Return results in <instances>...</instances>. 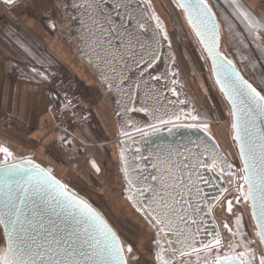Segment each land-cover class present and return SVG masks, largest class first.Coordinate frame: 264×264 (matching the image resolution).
<instances>
[{"label":"snow or ice","instance_id":"1","mask_svg":"<svg viewBox=\"0 0 264 264\" xmlns=\"http://www.w3.org/2000/svg\"><path fill=\"white\" fill-rule=\"evenodd\" d=\"M5 3L11 5L15 0H5ZM102 3L103 0H87L88 8L93 10L88 31L101 49L105 36L111 37L117 31L110 17L100 15ZM180 7L185 9L189 23L212 57L217 83L231 105V128L239 146L240 171L243 173L237 177L243 182L239 184L238 192L245 201H251L252 215L257 220V243L264 245V94L244 80L232 61L216 50L219 25L206 0H182ZM241 15L251 29L264 30V22L253 21L243 11ZM153 18L161 27L159 18L155 15ZM139 27L144 25L139 24ZM107 42L111 43L110 40ZM191 119L196 120L197 117L192 116ZM160 123L169 121L160 120ZM188 127L208 130L207 124H190ZM0 154V225L4 226L6 239V248L0 250V264H140L138 249L132 243L122 242L100 214L57 180L50 169L31 160L27 161L30 166L27 168L23 161L10 163L14 155L3 145H0ZM156 159L152 165L156 174L142 177V187L135 190L143 198L144 207L139 210L156 230L153 241L157 248L155 264H173L177 255L190 256L198 254L201 249L211 254L213 248L218 249L222 244L219 233H215L209 243H201L197 247L191 231L181 228V224L187 225V220L191 219L187 208L192 204L185 200V196L191 197L194 187L197 193L200 191L193 179L198 169H219L223 173L234 166L216 152H213L210 163L200 159L198 154L189 153V150L181 153L164 149ZM127 174L125 167L126 177ZM230 175L236 176V173L231 172ZM128 184L134 187L132 180H128ZM145 193L149 195L145 197ZM129 199L136 205L140 204L133 195ZM228 211H232L231 201L228 202ZM169 234L175 239L168 238ZM212 264H257L256 251L244 245L241 252L223 256L217 253ZM258 264H264V250L259 255Z\"/></svg>","mask_w":264,"mask_h":264},{"label":"rangeland","instance_id":"2","mask_svg":"<svg viewBox=\"0 0 264 264\" xmlns=\"http://www.w3.org/2000/svg\"><path fill=\"white\" fill-rule=\"evenodd\" d=\"M153 1L157 3L163 18L169 25L174 56L172 63L173 68L177 70L175 84L179 94L178 98L174 99L173 105L180 109L182 104H185L192 111V116L197 117L194 121L207 123L209 131L214 135L230 162L236 168H241L235 142L231 137L229 107L213 83L205 56L192 37L174 1ZM86 3L87 0H15V3L9 5L4 0H0V36H3L18 54L17 60L14 61L16 64L12 66L15 76L41 84H44L48 72L51 71H64L75 75L51 45L56 42L67 46V57L72 59L71 63L81 68L85 72L83 75L86 74L87 78L92 79V86L85 88L89 103L99 107L106 106L104 113L106 118L110 112L116 116L120 99L118 91L126 71H122L118 76L99 73L94 67L98 60L91 52L82 50V42L86 41L87 37L80 36V10ZM221 43L222 49L235 61L244 76L264 94V39L261 42L262 49L259 43H248L242 48L236 45L235 50L231 49L230 52L222 39ZM236 51L243 53L242 59L239 58L238 61L235 60L236 57L234 58ZM115 64L123 70L124 67L127 68L125 70H129L133 66L132 63L129 64L128 57L115 61ZM82 83L85 84L84 81ZM136 94L137 99L143 100V91H138ZM106 127L109 129L107 123ZM74 132L79 138V141L74 139L75 142L80 150H82L81 147L85 150L80 152L81 154H77V151L73 156L70 151L58 150L52 153L46 148L45 154L41 157L38 151L40 148L35 143L5 132L0 133V140L14 152L15 159L32 155L34 158L43 160L46 166L48 161L58 166L57 175L103 213L118 231L123 242L132 243L138 249L140 264H151L149 258V252L153 249V245L150 244L151 237L147 238L143 244L140 241L144 236H142V229L147 235L150 234V229L137 215L132 208V203L126 197L128 174L126 177L127 165L124 155L121 156V138L117 137L116 140L111 138V133H105L100 121H95L91 127L88 124L84 129L85 134L78 127L74 128ZM109 142L112 143L107 144ZM92 144L93 147L87 146ZM92 153L98 154L99 158L94 162L95 167L91 165ZM52 155H55L56 160L49 157ZM87 163L88 165L90 163V167ZM97 167L100 168V173L90 172L87 169ZM240 212L247 237L246 245L255 249L258 261L263 248L257 243L258 237L249 206L247 204L242 206ZM217 216L215 212L216 219ZM3 248L4 238L0 227V250Z\"/></svg>","mask_w":264,"mask_h":264},{"label":"flooded vegetation","instance_id":"3","mask_svg":"<svg viewBox=\"0 0 264 264\" xmlns=\"http://www.w3.org/2000/svg\"><path fill=\"white\" fill-rule=\"evenodd\" d=\"M92 14L93 10L88 8L87 3L80 10V36L87 37V40H83L82 42V50L91 52L98 60L97 65H94V67L99 73L103 72L111 76H118L122 71H126L124 80L120 84L118 91L120 99L116 115L121 135L123 132L128 134L137 131V129L144 130L143 132L157 128L165 129L174 124H207L191 119L193 113L185 104H182L180 109L178 106L173 105L174 99H177L179 95L175 84L177 81L175 78L177 70L173 68L172 63L174 56L169 36V25L163 18L162 12L156 2L153 0H103L100 15L110 17L117 29V31L112 33L111 37L105 36L103 49L97 46L94 38L88 31L90 26L89 18ZM154 15L159 18L161 27L157 26V20L153 18ZM139 24H143L144 27H139ZM165 33L167 34L166 38ZM109 40L111 41L110 44L107 42ZM121 56L123 59L128 57L129 64H133L129 70H125L126 67L123 70V68L116 66L115 61L121 60ZM149 64H151V67H148ZM128 88L130 89V95L126 101L124 96ZM138 91H143V100L137 99L138 95L136 93ZM178 100L181 102L180 99ZM177 116L180 119H176ZM160 120L169 121V123L161 124ZM0 145L6 146L1 140ZM9 150L15 155L10 148ZM124 157L128 168L126 197L132 203L134 211L137 212V215L150 229L149 235L145 234L142 229V236H144L140 241L143 244L147 238L151 237L150 244L153 245V249L149 252V258L151 264H155L157 248L153 241L155 240L156 230L149 223L148 219L145 218L144 213L139 210V208L144 207L142 203L143 198L136 193L134 187H130L128 184V180H132V173L125 151ZM0 159H2V154H0ZM91 165H93L92 160ZM138 168L141 176L143 173L144 177L156 174L155 169H152L153 172L149 173L145 165H139ZM49 169L57 175L56 168L49 167ZM240 169L242 168H234L233 172L236 173V176L229 177L225 191L211 207L214 232L212 237L203 243H209L213 240L214 234L219 233L222 240L221 246L218 249L213 248L211 254L201 249L198 254L192 253L190 256L186 255L183 257L177 255L173 264H212L217 253L223 256L244 250V245L247 244V237L243 227L240 208L246 204L249 206V203L238 192L239 184L243 183L237 180V177L243 174ZM193 189L191 197L185 196V200L190 201V203L194 201L192 197ZM202 194H204L203 189ZM130 195H133L135 200L140 201L139 207L134 204L133 200L129 199ZM237 197H239V202H237ZM229 201L232 202V211H228ZM215 212L218 214L217 219L214 217ZM237 217L240 219L239 225L237 224ZM203 225L201 224L202 227L199 228L198 224L195 223V235L200 244L202 243V238L209 233L208 227H204ZM233 233L238 234L233 235ZM168 238H170V235ZM233 245L235 246L234 248L231 247ZM197 255L199 256V260L197 259Z\"/></svg>","mask_w":264,"mask_h":264},{"label":"crops","instance_id":"4","mask_svg":"<svg viewBox=\"0 0 264 264\" xmlns=\"http://www.w3.org/2000/svg\"><path fill=\"white\" fill-rule=\"evenodd\" d=\"M209 3L217 16L221 29V39L228 47L229 52L231 49L235 50L236 45L242 48L243 45L248 43H259L260 49H262L261 42L264 39V30L251 29L241 15V11L248 13L253 21L264 22V0H235V3H233V0H209ZM51 46L60 59L69 65L71 72L80 78L82 82L84 81L86 86H92V79L87 78L86 74L83 75L85 72L74 63H71L72 59L67 57V46L56 42L55 44L52 43ZM83 54L85 53L83 52ZM234 54L236 61L243 55L239 51L234 52ZM17 55L16 50L7 43L3 36H0V133H9L17 138L28 139L35 143L40 148L38 151L41 157L45 154L46 148L52 153L58 150L61 152L70 151L72 156L77 151V154L84 152L85 148L81 147L83 151L80 150V147L72 137L53 129L47 116L49 98L45 86L33 80L18 78L12 72V66L16 64L14 61L15 59L17 60ZM86 58L90 60L88 57ZM105 107L104 105L101 107L92 105V120L89 126H93L95 121H100L105 133L110 132L111 138H115V140L117 137L120 139L121 133L117 118L112 115V112H107V118L104 117ZM106 123L109 129L106 127ZM83 133L85 134L84 130ZM78 135L81 136L80 134ZM87 146L93 147L94 145ZM114 148L116 151L115 144ZM118 149L119 147H117V151H119ZM92 154V161H98V154ZM49 157L56 160L55 155ZM34 159L43 164V160L40 158ZM48 166L50 168H58L50 161H48ZM87 166L90 167V163L89 165L87 163ZM97 168L87 169L90 172L100 173V168H98L99 171H97Z\"/></svg>","mask_w":264,"mask_h":264},{"label":"water","instance_id":"5","mask_svg":"<svg viewBox=\"0 0 264 264\" xmlns=\"http://www.w3.org/2000/svg\"><path fill=\"white\" fill-rule=\"evenodd\" d=\"M174 3L177 5V7L180 9L181 14L183 16V19L185 21L186 26L188 27L192 37L196 40V42L199 45L200 50L202 51L203 55L205 56L209 70L210 75L213 80V83L215 84L216 88L218 89L219 93L221 94L224 101L227 103L230 111V127L232 123V117H231V105L228 102L227 97L225 96L224 92L221 90L220 85L217 83V76L216 73L213 71V61L212 57L209 56L207 49L205 48L204 44L201 43L200 37L196 35V31L193 29L192 25L188 21V14L186 13L185 9L180 7V3L182 0H173ZM208 6L211 8V11L215 14L212 6L206 0ZM215 21L218 23L217 16L215 14ZM218 36H219V42L217 51L223 54L224 57H226L228 60L232 61V64L235 67V70L239 72V74L243 77L244 80H247L249 83L253 85V87H256L249 79H247L244 74L241 72L235 61L222 49V43H221V29L220 25L218 28ZM130 88V84H129ZM127 89L126 95L124 96V99L127 101L129 95H130V89ZM257 88V87H256ZM258 91H260L257 88ZM263 94V93H262ZM127 105V103H126ZM192 123L187 124H174L171 126H168L167 128H157L153 130H139L134 131L131 133H128L127 135L123 134L121 135V149L125 151V154L127 155V158L129 160L130 166H131V173H132V181L135 189H138L142 186L141 180L142 177H144V173L141 176L138 166L139 165H145L148 168L149 173L153 172L152 165L157 162V155L161 152V150L164 149H171L175 151H179L181 153H185V150H189V153H195L200 156V159L209 162L213 152L218 153L224 160L227 161L228 164L233 165L227 155L224 153L222 148L220 147L218 141L214 137V135L209 131H205L203 128H197V127H188ZM143 125V124H142ZM171 129V131H169ZM231 137L233 141L235 142L236 150L240 159L239 155V146L236 140L234 139V131L231 128ZM199 145V147H197ZM205 149H207V152L205 153ZM139 157V159H138ZM142 157V159H140ZM181 158H183L181 156ZM31 160L36 164H39L41 167L45 169H49L48 166L38 162L34 159L32 155H28L21 159H13L9 161L10 163H21L24 162V166L30 167L27 164V161ZM241 162V161H240ZM223 165H221L222 167ZM234 166V165H233ZM235 166L232 169H226L223 173L217 169L216 171H212L205 168H200L196 172V174L193 176V179L196 181V184L199 188V193H197L195 187L193 189V202L191 208H187V212L191 219L187 220V225L181 224V228L185 229V231L190 230L191 233L194 235L196 240V246H199L198 238L195 235V223L198 224L199 228L202 227L201 224H204V227H208L209 233H207L204 238H202L201 242H206L208 239H210L214 232L213 222L211 218V207L216 202V200L223 194L227 187L228 180L226 179L231 176L230 173L233 172ZM242 168V163H241ZM51 174L57 179L60 180L63 184H66L64 180L51 171ZM199 177V179H197ZM68 188L73 191L78 197L83 198L86 200L99 214L100 216L108 223V225L117 233V235L120 237L121 241L122 238L119 235L118 231L115 229V227L105 218L103 213L95 207L93 204H91L85 197H83L81 194H79L77 191H75L73 188H71L68 184H66ZM247 187V186H246ZM202 189L204 190V194H202ZM149 194L147 193L145 197H147ZM137 201V200H136ZM143 203V202H142ZM249 203V211L252 218V221L255 226V233L258 231L257 228V220L253 218L252 215V207H251V201H248ZM144 205V204H143ZM139 207V205H136ZM198 208L199 211H195V209ZM210 209V210H209ZM187 219V217H186ZM195 221V223H193ZM2 234H3V225H0ZM198 228V229H199ZM170 238L175 239L174 236L171 234ZM4 248H6V239L4 237ZM123 242V241H122ZM3 248V249H4ZM262 248L264 250V245H262Z\"/></svg>","mask_w":264,"mask_h":264},{"label":"built area","instance_id":"6","mask_svg":"<svg viewBox=\"0 0 264 264\" xmlns=\"http://www.w3.org/2000/svg\"><path fill=\"white\" fill-rule=\"evenodd\" d=\"M43 85L49 98L47 116L53 129L79 141L74 128L83 131L92 120V105L86 97V85L76 75L64 71L48 72Z\"/></svg>","mask_w":264,"mask_h":264},{"label":"trees","instance_id":"7","mask_svg":"<svg viewBox=\"0 0 264 264\" xmlns=\"http://www.w3.org/2000/svg\"><path fill=\"white\" fill-rule=\"evenodd\" d=\"M78 78V77H77ZM80 81H82L80 78H78Z\"/></svg>","mask_w":264,"mask_h":264},{"label":"bare ground","instance_id":"8","mask_svg":"<svg viewBox=\"0 0 264 264\" xmlns=\"http://www.w3.org/2000/svg\"><path fill=\"white\" fill-rule=\"evenodd\" d=\"M209 2V1H208Z\"/></svg>","mask_w":264,"mask_h":264}]
</instances>
